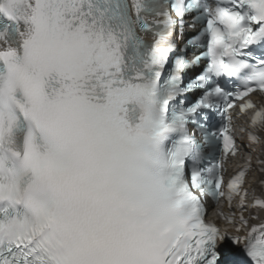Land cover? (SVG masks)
<instances>
[{"label": "snow or ice", "instance_id": "snow-or-ice-1", "mask_svg": "<svg viewBox=\"0 0 264 264\" xmlns=\"http://www.w3.org/2000/svg\"><path fill=\"white\" fill-rule=\"evenodd\" d=\"M237 105L264 174V0H0V264H264L253 155L222 187Z\"/></svg>", "mask_w": 264, "mask_h": 264}, {"label": "bare ground", "instance_id": "bare-ground-1", "mask_svg": "<svg viewBox=\"0 0 264 264\" xmlns=\"http://www.w3.org/2000/svg\"><path fill=\"white\" fill-rule=\"evenodd\" d=\"M262 178H264V174H261L260 172H258L251 178V187H254L256 189L257 194L261 192V189L258 185V181L261 180ZM263 221H264V211L261 221L257 222L256 225L260 224Z\"/></svg>", "mask_w": 264, "mask_h": 264}]
</instances>
